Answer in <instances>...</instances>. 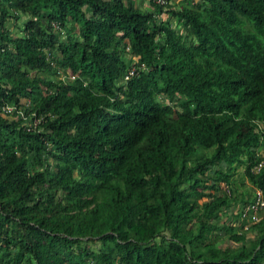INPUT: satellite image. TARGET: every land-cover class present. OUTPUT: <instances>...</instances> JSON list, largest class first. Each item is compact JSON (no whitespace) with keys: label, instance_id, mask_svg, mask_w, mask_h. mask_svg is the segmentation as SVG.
I'll use <instances>...</instances> for the list:
<instances>
[{"label":"trees","instance_id":"1","mask_svg":"<svg viewBox=\"0 0 264 264\" xmlns=\"http://www.w3.org/2000/svg\"><path fill=\"white\" fill-rule=\"evenodd\" d=\"M237 166L264 197V0H0V264H264Z\"/></svg>","mask_w":264,"mask_h":264},{"label":"rangeland","instance_id":"2","mask_svg":"<svg viewBox=\"0 0 264 264\" xmlns=\"http://www.w3.org/2000/svg\"><path fill=\"white\" fill-rule=\"evenodd\" d=\"M149 1H150V0H134V2H135L136 4L140 5V7H144V6L149 5ZM171 1L175 2V1H178V0H171ZM23 16H24V14H21L20 17L17 18V21H20L21 18H22ZM8 24L10 25L11 29H13V30H15L16 27H17L15 24H13V23L11 22V20L8 21ZM59 76H64V74H61V73H60ZM11 108H12V107H11ZM6 114H7V115H10V110L6 111ZM240 168H241L240 166H237V167H236L237 170H236V172L233 174L234 177H235L236 182L239 181V177H242V176H241ZM242 178H243V181H242V182H238V188H240V189H245V188H246L247 190H250V193H252L254 187H252V186L249 184V182L246 180L245 177H242ZM232 184H233V183H232ZM224 187H225V186H224ZM225 188H226V187H225ZM240 207H241V205H236V204L233 205V209L240 208ZM263 208H264V206H263V207H260V209L258 210V212L260 213V211H261ZM242 218L244 219L243 222H242V226L244 227V225L247 224V217H245V216H243V217L238 216L237 218H235V219H233V220H230V221H231L233 224H235V225L237 226V224L242 220ZM219 232L221 233V229L219 230ZM250 235H251V231H249V230L246 231V233H245V237H249ZM221 243L234 244L235 242H234L233 240L227 238L226 236H224V238L222 239Z\"/></svg>","mask_w":264,"mask_h":264},{"label":"built area","instance_id":"3","mask_svg":"<svg viewBox=\"0 0 264 264\" xmlns=\"http://www.w3.org/2000/svg\"><path fill=\"white\" fill-rule=\"evenodd\" d=\"M157 2H165L166 0H155ZM132 68H129L128 72H131ZM63 74V73H61ZM125 76V75H124ZM13 106L11 104L5 103L2 105V109L4 111L11 110ZM19 113H21L20 109H17ZM264 206V197L261 194V191L258 187L254 188V197L253 200L246 202L245 204L241 205L240 209V217H250L254 219L258 216V208Z\"/></svg>","mask_w":264,"mask_h":264}]
</instances>
